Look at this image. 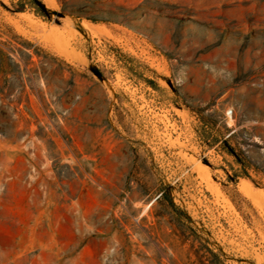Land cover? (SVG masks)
I'll list each match as a JSON object with an SVG mask.
<instances>
[{
	"label": "rangeland",
	"instance_id": "rangeland-1",
	"mask_svg": "<svg viewBox=\"0 0 264 264\" xmlns=\"http://www.w3.org/2000/svg\"><path fill=\"white\" fill-rule=\"evenodd\" d=\"M50 1L44 18L28 0H0V161L50 160L56 175L35 190L68 193L61 214L35 221L81 222L82 246L121 248L84 253L93 264H208L207 246L226 264H264V182L234 179L232 158L200 133L212 117L215 137L235 133L264 169V0ZM9 184L0 264H16L11 238L27 253L22 188ZM164 189L199 239L155 201ZM33 233L42 264L58 231Z\"/></svg>",
	"mask_w": 264,
	"mask_h": 264
},
{
	"label": "crops",
	"instance_id": "crops-1",
	"mask_svg": "<svg viewBox=\"0 0 264 264\" xmlns=\"http://www.w3.org/2000/svg\"><path fill=\"white\" fill-rule=\"evenodd\" d=\"M50 166V160L45 159L22 158L17 159L13 163H9L6 159L0 161L1 181H3L4 178L10 180L11 184L7 186L8 189H13L16 184H18V187L22 188V190H20V197L22 200L18 202L17 208L18 212L26 213L28 219L26 222L28 232L25 239V244L27 246L25 259H18V246L20 242L17 237L11 238L6 243H2L3 245H10L12 247L10 254L11 260L16 264H36L35 239L33 233L35 229L58 231L55 238H48V246H51V248L42 250V264H93L89 259L83 258L84 253L88 255H101L102 253L107 254L108 252L121 253V248L115 250L116 247L110 245L108 240L102 241L101 244H99L98 241L97 245L96 240H89L87 244L82 246V231L86 228L81 222L64 221L57 216L42 223L35 221V214L41 212L50 213L52 215L61 214V209L66 204L65 198L68 197L66 191L53 188L52 186H49L47 189L35 190L34 181L36 177L43 178L44 180L53 178L56 175V171ZM8 194L5 193L4 196ZM70 197L75 196L71 195ZM2 208H4L3 210L9 208L12 210L14 206L4 205ZM1 222L6 224L3 219ZM7 227L11 228V226ZM107 228V226H100V229ZM46 245L47 244H45V246ZM115 262V260H111L110 264H115ZM96 264H99V262ZM116 264L121 263L116 262Z\"/></svg>",
	"mask_w": 264,
	"mask_h": 264
},
{
	"label": "trees",
	"instance_id": "trees-1",
	"mask_svg": "<svg viewBox=\"0 0 264 264\" xmlns=\"http://www.w3.org/2000/svg\"><path fill=\"white\" fill-rule=\"evenodd\" d=\"M32 5V8L36 12L37 15L45 18L46 14L44 8L41 4V0H28ZM153 84V82H150ZM202 126H201V135L204 138L208 147L214 148L218 144L217 151L226 154L232 158V162L229 164L230 170H232V177L234 179H253L251 173H255L259 176V180H256L259 184L264 182V169L257 164L256 161L252 160V158L248 155V153L240 147V142L237 144H233L232 137H234L235 133L229 134L228 138L218 139L213 134L217 130V123L212 119V117H204L202 116ZM237 194H232L231 198L233 203L241 209L244 198L241 199ZM155 201H159L163 203L164 206L169 210V213L172 215V220L175 226L179 229L189 228L194 233L197 239L200 236L196 233L195 229L189 225L191 221L189 217L185 214V212L174 203L173 199L166 192V190H162ZM191 226V227H190ZM205 259L208 261V264H226V261L223 259L222 255L213 249L210 246L206 247L205 251Z\"/></svg>",
	"mask_w": 264,
	"mask_h": 264
},
{
	"label": "bare ground",
	"instance_id": "bare-ground-1",
	"mask_svg": "<svg viewBox=\"0 0 264 264\" xmlns=\"http://www.w3.org/2000/svg\"><path fill=\"white\" fill-rule=\"evenodd\" d=\"M48 1V0H47ZM50 1V0H49ZM50 2H53V1H50ZM48 3V2H47ZM52 7V6H51ZM55 8V7H54ZM59 42H57V44H58ZM61 45V44H60ZM56 46H58V45H56ZM62 49V48H61ZM58 50H60V49H58Z\"/></svg>",
	"mask_w": 264,
	"mask_h": 264
}]
</instances>
